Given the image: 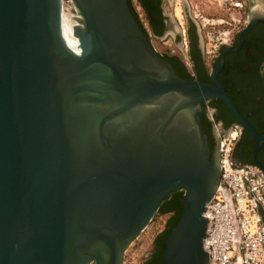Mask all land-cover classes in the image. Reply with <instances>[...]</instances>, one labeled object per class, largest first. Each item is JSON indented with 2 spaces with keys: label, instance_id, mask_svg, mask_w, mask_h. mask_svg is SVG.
I'll return each instance as SVG.
<instances>
[{
  "label": "water",
  "instance_id": "water-1",
  "mask_svg": "<svg viewBox=\"0 0 264 264\" xmlns=\"http://www.w3.org/2000/svg\"><path fill=\"white\" fill-rule=\"evenodd\" d=\"M70 1L71 17L0 0V264H122L178 189L159 264H208L220 140L217 162L198 113L215 89L174 73L127 0Z\"/></svg>",
  "mask_w": 264,
  "mask_h": 264
},
{
  "label": "flooded vegetation",
  "instance_id": "flooded-vegetation-1",
  "mask_svg": "<svg viewBox=\"0 0 264 264\" xmlns=\"http://www.w3.org/2000/svg\"><path fill=\"white\" fill-rule=\"evenodd\" d=\"M230 1L232 6L244 8L245 18L228 42L221 41L211 55L206 54L208 50L200 43L195 20L186 12L185 24L178 21L177 27L164 10V0H135L134 11L150 46L153 47L154 41L168 38L174 43L176 50L155 51L171 65L176 75L215 89L214 96L201 102L198 115L209 147L216 148L217 162L220 137L238 126L233 159L254 164L264 174V22L252 25L241 39L248 19L249 0ZM138 9L146 24L141 22ZM229 106H234L236 111ZM178 190L162 200L161 209L169 211L161 214L168 216L138 264H159L169 234L167 228L180 208Z\"/></svg>",
  "mask_w": 264,
  "mask_h": 264
},
{
  "label": "built area",
  "instance_id": "built-area-1",
  "mask_svg": "<svg viewBox=\"0 0 264 264\" xmlns=\"http://www.w3.org/2000/svg\"><path fill=\"white\" fill-rule=\"evenodd\" d=\"M238 134L236 126L219 139L220 179L204 211L208 264H264V174L233 159Z\"/></svg>",
  "mask_w": 264,
  "mask_h": 264
},
{
  "label": "rangeland",
  "instance_id": "rangeland-1",
  "mask_svg": "<svg viewBox=\"0 0 264 264\" xmlns=\"http://www.w3.org/2000/svg\"><path fill=\"white\" fill-rule=\"evenodd\" d=\"M132 7L136 9L135 0H130ZM64 10L69 14L70 0H63ZM180 8V18L176 17L175 11ZM164 10L170 15L172 22L185 24V12L192 16L196 22L198 33L201 37V44L208 50L206 54H214L221 41L228 42L233 31L243 23L245 18L244 8L232 6L230 0H164ZM141 22L145 23L140 11ZM153 47L157 52L167 48L175 49L171 39L154 41ZM168 215L155 212L148 225L141 230L140 234L131 242L124 252L122 264H138L144 254L151 246L152 239L156 232L163 228Z\"/></svg>",
  "mask_w": 264,
  "mask_h": 264
},
{
  "label": "trees",
  "instance_id": "trees-1",
  "mask_svg": "<svg viewBox=\"0 0 264 264\" xmlns=\"http://www.w3.org/2000/svg\"><path fill=\"white\" fill-rule=\"evenodd\" d=\"M127 4H128V7L130 8L132 14L134 15L135 20H136V22L138 23L140 29H141L142 32L145 34V32L143 31V28H142V26L140 25V23H139V21H138V18H137L136 14H135L134 8L132 7L131 1H130V0H127ZM210 148L212 149L211 146H210ZM177 193H178V198H179V200H180V202H181V196H182V193H183V192H182V190H178ZM161 202H162V201H161ZM161 202H160V204H161ZM160 204L158 205V207H157L156 210L160 211V213H164L165 211H169V210H163V209H161ZM160 209H161V210H160ZM182 212H183V206H182V204L180 203V208H179V210L176 211V213H175L173 219H172L171 222L169 223V226H168V228H167V232H168V233L170 232V230L172 229V227L175 225V223L178 221V219L180 218Z\"/></svg>",
  "mask_w": 264,
  "mask_h": 264
},
{
  "label": "bare ground",
  "instance_id": "bare-ground-1",
  "mask_svg": "<svg viewBox=\"0 0 264 264\" xmlns=\"http://www.w3.org/2000/svg\"><path fill=\"white\" fill-rule=\"evenodd\" d=\"M70 8V7H69ZM252 13L254 14H264V3L257 1L254 6L252 7ZM62 15L64 16H74L72 15V13L69 11V14L66 13V10L63 9ZM175 15L176 17L180 18L181 15V10L180 8H177V10L175 11Z\"/></svg>",
  "mask_w": 264,
  "mask_h": 264
},
{
  "label": "crops",
  "instance_id": "crops-1",
  "mask_svg": "<svg viewBox=\"0 0 264 264\" xmlns=\"http://www.w3.org/2000/svg\"><path fill=\"white\" fill-rule=\"evenodd\" d=\"M236 141V140H235ZM235 160V159H234ZM236 162H238L239 163V161H237V160H235Z\"/></svg>",
  "mask_w": 264,
  "mask_h": 264
}]
</instances>
